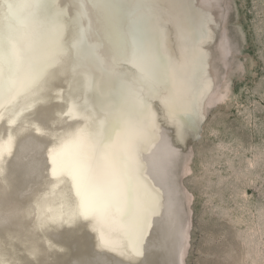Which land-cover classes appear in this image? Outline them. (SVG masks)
<instances>
[{
    "label": "bare ground",
    "instance_id": "obj_1",
    "mask_svg": "<svg viewBox=\"0 0 264 264\" xmlns=\"http://www.w3.org/2000/svg\"><path fill=\"white\" fill-rule=\"evenodd\" d=\"M81 4L92 16L89 33L81 29L78 12L60 21L45 0H0V33L5 37L0 51L7 60L4 79L32 76L28 86L12 87L0 95V179L5 192L0 196V264H178L180 235L152 171L154 158L149 152L151 145L162 149L164 161L169 162L163 172L169 174L173 149L166 141L156 144L153 136L132 123L131 111L139 113L135 101L109 104L99 99L76 71L80 61L88 59V44L94 41L108 61L117 64L116 51L130 58L138 70L133 78L146 77L147 91L153 95L155 69L166 82L172 74L156 42L159 21L156 14L139 10L142 0H83ZM120 12H127V29ZM58 20L62 26L67 21L80 27L70 38L86 54H75L66 44L55 42L52 24ZM46 27L52 30L40 35ZM193 30L196 27L189 29L190 36ZM204 56L194 55L193 71L195 79L210 90ZM46 58L48 65L40 68ZM175 103L171 116L189 118L190 107ZM117 105L125 111L118 112ZM148 106L144 102L142 108ZM149 129L157 131L151 124ZM92 142L99 145L95 152L88 149ZM138 146L147 160L139 162ZM53 156L56 163L61 160L55 173ZM124 170L132 177L134 195L146 193L153 209L121 223L114 199L100 201L95 212L82 206L85 184L106 193L109 179ZM4 196L10 197L9 205ZM54 196L58 202L51 206ZM41 199L49 200L45 213L33 208L34 200Z\"/></svg>",
    "mask_w": 264,
    "mask_h": 264
},
{
    "label": "rangeland",
    "instance_id": "obj_2",
    "mask_svg": "<svg viewBox=\"0 0 264 264\" xmlns=\"http://www.w3.org/2000/svg\"><path fill=\"white\" fill-rule=\"evenodd\" d=\"M45 1L60 21L78 12L81 29L92 27L83 0ZM139 10L157 16L156 42L170 63V81L155 69L150 94L146 77L133 78L138 70L130 58L116 51L117 64L108 61L94 41L88 59L76 67L77 77L109 104L135 101L139 113L131 111L132 123L156 144L166 141L173 149L169 174L163 172L169 162L162 149L151 145L149 152L180 235L178 264H264V0H142ZM120 14L127 29V12ZM59 20L55 42L86 54L70 38L80 27ZM196 54L205 55L210 90L195 79ZM172 96L190 107L189 118L171 116ZM144 102L150 109L142 108ZM135 155L139 162L147 157L141 146ZM3 184L0 179L1 197ZM9 198H3L8 205Z\"/></svg>",
    "mask_w": 264,
    "mask_h": 264
},
{
    "label": "snow or ice",
    "instance_id": "obj_3",
    "mask_svg": "<svg viewBox=\"0 0 264 264\" xmlns=\"http://www.w3.org/2000/svg\"><path fill=\"white\" fill-rule=\"evenodd\" d=\"M108 6H114L108 4ZM5 39L3 33H0V43ZM7 63L6 57L0 51V95L6 90L15 87L23 88L31 83L32 76L30 74L21 76L17 79H4V66ZM99 147L98 142H92L88 145L91 152H95ZM53 164V172L55 173L56 158L51 157ZM82 206L89 212L97 211V205L105 198L114 199L117 202L116 212L119 214V220L123 223L126 219L138 216L142 211L146 214L149 204L144 195H134V188L132 184V177L127 170L121 173L113 174L109 179V188L106 193H100L90 185L85 184L81 193Z\"/></svg>",
    "mask_w": 264,
    "mask_h": 264
},
{
    "label": "water",
    "instance_id": "obj_4",
    "mask_svg": "<svg viewBox=\"0 0 264 264\" xmlns=\"http://www.w3.org/2000/svg\"><path fill=\"white\" fill-rule=\"evenodd\" d=\"M54 26V24H52V27ZM52 27H46V28H42V30H40V32H39V34L40 35H42V34H45L48 30H52ZM42 37V36H41ZM48 63H49V60L46 58V59H43L42 60V62L40 63V68H43V67H45V66H47L48 65ZM25 102H26V100L24 99V100H22V102H21V104L22 105H24L25 104ZM15 117V113L12 115V117L11 118H14ZM60 163H61V160L59 159L58 160V162L56 163V166H55V168L57 169V170H59V168H60ZM44 186H46L47 187V184H45ZM55 197V196H54ZM51 198V200H50V202H51V206L53 205V204H56V202H58V198L56 199V197L55 198ZM47 200L48 199H41V200H34V203H35V206L33 205V208H35V209H37V211H38V213L41 211V212H43V213H45V207L48 205V203H49V200H48V202H47ZM45 227H47V226H42V231H43V233H46V231H44V229H45Z\"/></svg>",
    "mask_w": 264,
    "mask_h": 264
}]
</instances>
